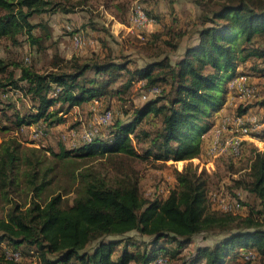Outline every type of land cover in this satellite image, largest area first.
Instances as JSON below:
<instances>
[{
    "label": "trees",
    "instance_id": "16d2710c",
    "mask_svg": "<svg viewBox=\"0 0 264 264\" xmlns=\"http://www.w3.org/2000/svg\"><path fill=\"white\" fill-rule=\"evenodd\" d=\"M142 2L138 4L160 26L146 35L147 46L155 50L151 62L132 67L133 61L117 58L110 39L100 35L99 50L89 59L55 54L51 69L21 66L18 78L9 76L6 83L31 105L22 110L14 103L0 104V198L11 202L10 194L23 185L33 195L25 207L12 203L0 216V264L13 260L8 252H19L20 259L36 254L41 264H153L161 256L169 263L180 257L178 264H264L263 152L252 157L250 179L238 181L260 202L258 207L250 205L246 217L210 210L207 180L192 171L184 172L180 187L166 197H146L130 163L139 158L186 160L199 154L210 118L227 100L228 88L222 82L264 74V0H192L201 12L189 20L180 16L176 0L160 11L161 0ZM58 9L74 12L52 0H0V38L20 46L25 36L33 50L42 52L53 27L44 19L33 22L32 17ZM193 27L196 37L182 54L175 60L161 57L167 49L178 50ZM69 33L74 41L80 31L72 28ZM6 65L0 58L2 72ZM118 80L121 85L115 87ZM137 82L139 94L149 96L140 105L134 102L131 117L116 121L107 138L75 148L61 144L56 151L25 144L19 137L25 126L40 122L38 129L46 133L65 122V114L74 107L111 99ZM153 87L159 92H150ZM259 104L264 106V99ZM6 107L13 110L12 117ZM261 120L264 123V117ZM49 154L53 164L46 163ZM94 154L106 156L116 171L112 179L87 169L74 175L72 202L66 196L71 190L43 203L38 200L58 177L60 161ZM215 230L224 232L221 239L195 245L196 237ZM133 231L152 237L150 247L138 248L136 241L115 237ZM190 246L194 249L184 254ZM251 251L253 257L246 258Z\"/></svg>",
    "mask_w": 264,
    "mask_h": 264
},
{
    "label": "rangeland",
    "instance_id": "374dc122",
    "mask_svg": "<svg viewBox=\"0 0 264 264\" xmlns=\"http://www.w3.org/2000/svg\"><path fill=\"white\" fill-rule=\"evenodd\" d=\"M52 1L55 3L60 2L61 5L69 8L73 7L74 12L66 13L58 9L55 13L46 12L43 14H35L32 17L33 22H40L44 19L53 27V37L46 42L47 48L44 51L37 52L33 50L26 41V38L24 39L25 36H22L20 46L12 44L6 38H0V58L4 59L7 63L6 70L4 72L0 70V81H2L0 82V90H5L3 93L0 92V104L13 105L14 103L22 110H25L31 105L29 99L26 97L23 98L20 93L14 91V88L10 84L6 83L12 73L16 78L21 75V66H32L37 70L46 71L53 68L55 54L65 58L76 56L82 60L89 59L93 57L94 49L96 51L99 50L100 39L98 37L100 35H102L101 37L110 39V42L113 43L114 54L117 58L121 57L133 61L131 64L132 67L137 65L142 66L154 60L150 55L155 50L147 46L146 41L148 36L146 35L156 29L153 27H151V30L146 28L138 30L134 27L130 29L129 14L143 0ZM182 1H188L186 12H184L185 17L195 12L197 14L201 12L197 4L191 3L192 0ZM170 2L171 0H161L160 7H158L159 11L168 9ZM117 5H122L119 10ZM178 6L185 7L182 5ZM107 8L109 9L107 10ZM106 10L113 12L112 16H115V19L109 18ZM1 11L4 12V10ZM125 16L127 17V22L123 23L122 20ZM69 23L72 25L74 31H82L84 33L82 48L76 46L72 41L71 34L66 28ZM195 27L191 29L192 33L190 35L183 38V43L178 50L167 49L161 57L163 58V56L166 57V55H169L175 60L182 54L185 45L190 43L192 38L196 37ZM95 29H97V32ZM26 57H30V60H27ZM237 78H244V82L252 86L255 89V93L253 95H245L240 92L237 82L235 85H231L230 80L222 82V86L228 88L226 103L210 118L211 128L204 135L200 152L197 156L186 160H175L171 157L165 161L139 158L130 162L140 177L141 191L144 196L152 199L166 197L171 190L180 187L181 175L186 171H192L196 172L197 175H202L207 180V194L208 199L211 201V204L209 203L210 210L231 211L240 217H246L249 214L250 205L257 207L260 205L259 200L244 186L239 185L238 181L244 178L250 179L249 173L253 155L258 151L264 153V123H260L264 117V106L259 104L264 99V74L260 76L246 74L244 76L234 77L233 79ZM121 81L118 80L115 87H120ZM140 84V82H137L130 89H122L121 93L115 95L113 98H106L103 102H100L96 110L93 109L94 105L92 102L89 106L84 104L80 109L73 108L71 110L72 114H69L67 120L61 124L63 128L48 131L41 138L39 136L43 133L36 135L35 130L32 129H24V131L19 133V137L25 144L28 141H38L41 144L44 142L56 151L60 148L61 144L73 148L75 147L73 144L74 139L62 141L61 137L64 132L69 133L71 130H76L80 134L84 129H90L95 126L100 116L106 110H111V122L109 124L99 125L98 134H95V138H107L110 136L112 126L116 121H127L131 117L134 102L138 105L143 103L144 99L139 94ZM11 91H14L15 95H11L9 93ZM8 93L9 95H7ZM10 102L12 104H9ZM5 111L9 117H12L14 114L11 107H6ZM239 117H243V123L239 122ZM245 126L250 127L248 134L243 132ZM256 129H259L258 131L261 133L256 131ZM1 134L0 141L2 139ZM38 138L41 140H37ZM236 138H240L242 141L239 154H235L229 145V141ZM80 144H82V139L78 142L76 141V147H79ZM137 147L140 149L139 145ZM53 162L54 159L49 154L46 163L53 164ZM87 169L96 171L101 175H106L109 179H112L116 175V171L110 168V164L107 163L106 156L101 154L73 158L72 160L66 159L60 161L58 177L43 191L42 197L38 200L43 203L53 194L71 190L66 196L72 202L75 197V193L73 192L75 187L74 175ZM27 191L28 189L23 185L18 191L10 194L11 202L7 199L0 198V216L7 214V210L11 207L12 203L17 202L25 207L26 203L31 201L33 195L30 192L27 193ZM237 204L238 206H236ZM225 206H227V209L224 208ZM230 208L232 209L229 210ZM223 235L224 232L219 230L205 232L196 237L195 245H211L221 239ZM115 237L120 239L128 238L136 241V247L142 249L148 246L150 247L149 244L151 239H153L149 235L142 234L138 231ZM160 242L164 244L166 240H161ZM117 249L118 252H121L122 248L120 246ZM131 249L135 250L136 248L131 246ZM192 249H194V246L188 247L183 252L184 254H188ZM248 253L253 257L254 254L252 251ZM181 262V258L177 257L172 258L171 262L168 263L178 264ZM5 264H41V261L38 255L35 254L19 260L13 259L10 262L6 261ZM131 264L136 263L132 262Z\"/></svg>",
    "mask_w": 264,
    "mask_h": 264
},
{
    "label": "built area",
    "instance_id": "2783aa9c",
    "mask_svg": "<svg viewBox=\"0 0 264 264\" xmlns=\"http://www.w3.org/2000/svg\"><path fill=\"white\" fill-rule=\"evenodd\" d=\"M132 22H133V25L136 27H148V26L154 24V20L145 12V10L142 8V6L140 4H137L133 9ZM74 43L76 46H81L84 43L83 36L80 34L76 35L74 37ZM244 80H245L244 78L234 79L231 81V85H235V83L237 82L240 92H242L245 95H253L255 93V89L252 86L247 85L246 82H244ZM150 92L158 93L159 88L153 87ZM148 96L149 95L144 94L143 98L146 99ZM92 104L94 105L93 109L96 110L97 107L100 105V100L94 99ZM111 118H112V111L106 110L100 116V118L98 119L97 124L95 126L91 127L90 129H84L83 134H82L84 141L85 142H92L93 139L95 138V136L98 134L99 125L109 124L111 122ZM238 120L240 123H243V117H239ZM257 126H260V125H257ZM258 130L259 129H256V131H258ZM34 132L36 135H40L43 131L40 129H36ZM243 132L248 134L250 132V127L245 126L243 128ZM258 132H260V131H258ZM241 143H242V141L240 138H236V139L229 141V145L231 146V150L235 154L240 153ZM236 206H238V204ZM226 207L227 206H225L224 208L227 209ZM231 209L232 208H230L229 210H231ZM8 254L10 255L11 258H13L15 260L20 259L19 252H14V253L8 252ZM251 256L252 255H250V253H249L246 255V258H250ZM167 263H168V258L161 256V257L157 258L153 264H167Z\"/></svg>",
    "mask_w": 264,
    "mask_h": 264
},
{
    "label": "crops",
    "instance_id": "0c3cea01",
    "mask_svg": "<svg viewBox=\"0 0 264 264\" xmlns=\"http://www.w3.org/2000/svg\"><path fill=\"white\" fill-rule=\"evenodd\" d=\"M184 2V3H183ZM187 2L188 1H180V0H176V5H177V7H178V9L180 8V16H182V17H184V19L185 20H189V19H194L196 16H197V13L195 12L194 14H192V15H187L186 17H185V15H184V12H186V6L188 5L187 4ZM178 5H182V6H185V7H179ZM109 8H107V10H108ZM106 10V11H107ZM119 10V9H118ZM112 11V10H111ZM129 13V12H128ZM132 13H133V10L130 12V14H129V18H130V29L132 28V27H134L135 29H140V27H136V26H134L133 25V22H132ZM107 14H109L108 16H109V18H112V19H115V16H112V14H113V12H110V11H107ZM111 20V19H110ZM119 21V20H118ZM123 22V21H122ZM121 22V23H122ZM120 23V22H119ZM124 23V22H123ZM151 27H153L154 29H158L160 26H158V25H155V24H153V25H150V26H148V27H144L143 29H149V30H151L152 28ZM66 28L68 29V30H71L72 29V25L69 23L67 26H66ZM97 32V31H96ZM80 35H82L83 36V39H84V33L82 32V31H80V33H79ZM99 36V35H98ZM74 42V41H73ZM75 44V43H74ZM112 45H113V43H111ZM83 47V45H81L80 46V48H82ZM95 50V49H94ZM232 80H234L233 78L230 80V83H231V81ZM10 94L11 95H15V93L14 92H10ZM16 95H20V94H16ZM22 95V94H21ZM84 104H87L88 106L91 104V102L89 103V102H85V103H83L81 106H76V108H82L83 106H84ZM75 108V107H74ZM69 114H72V111H70L69 113H67V114H65V119L67 120V117L69 116ZM65 120V121H66ZM64 123V122H63ZM43 123L42 122H40V123H35V124H32V125H29V126H25L23 129H32V130H36L37 129V127H39L40 125H42ZM62 124V123H61ZM61 124H59V125H56V126H53V127H50L49 129H48V131L50 132V131H54V130H57L58 128H63V126L61 125ZM37 126V127H36ZM48 131L46 132V133H48ZM46 133H43V134H41V136H39L40 138L41 137H43V135H45ZM82 134H83V132H81L80 134H78V132L76 131V130H71V131H69V133L68 132H64V134L62 135V137H61V139H62V141H64V140H71V139H74V141H73V144H74V146L76 147V141L78 142V141H80V139H82V142L84 143L85 141H84V139H83V136H82ZM40 138H38L37 140H41ZM43 139V138H42ZM36 140V139H35ZM76 140V141H75ZM28 144H32L31 142H27ZM33 144H35L36 146H49V145H46L44 142H42V144L40 143V142H38V141H36V142H33ZM75 147H73V148H75Z\"/></svg>",
    "mask_w": 264,
    "mask_h": 264
}]
</instances>
